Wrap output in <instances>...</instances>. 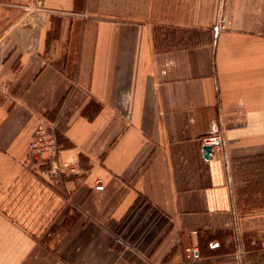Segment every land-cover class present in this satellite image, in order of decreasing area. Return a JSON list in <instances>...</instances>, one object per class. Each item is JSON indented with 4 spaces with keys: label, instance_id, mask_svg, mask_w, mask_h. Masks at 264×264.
I'll return each mask as SVG.
<instances>
[{
    "label": "crops",
    "instance_id": "crops-1",
    "mask_svg": "<svg viewBox=\"0 0 264 264\" xmlns=\"http://www.w3.org/2000/svg\"><path fill=\"white\" fill-rule=\"evenodd\" d=\"M31 1L0 0V264H264V0ZM40 120L77 173L34 165ZM136 201L146 251L117 240Z\"/></svg>",
    "mask_w": 264,
    "mask_h": 264
},
{
    "label": "built area",
    "instance_id": "built-area-1",
    "mask_svg": "<svg viewBox=\"0 0 264 264\" xmlns=\"http://www.w3.org/2000/svg\"><path fill=\"white\" fill-rule=\"evenodd\" d=\"M15 4L24 8H31L35 2L31 0H15ZM208 137L206 142L214 145L221 138L220 126L217 121H212L209 126ZM28 154L34 161V165L46 167L47 173L53 175L59 171L77 173L79 165L72 161L65 165L59 162V150L56 138L53 134L52 126L44 120H40L35 127L33 136L27 143ZM95 189H102L103 184L99 178L94 180ZM261 250L264 253V232L259 238Z\"/></svg>",
    "mask_w": 264,
    "mask_h": 264
},
{
    "label": "trees",
    "instance_id": "trees-1",
    "mask_svg": "<svg viewBox=\"0 0 264 264\" xmlns=\"http://www.w3.org/2000/svg\"><path fill=\"white\" fill-rule=\"evenodd\" d=\"M137 203L136 201L134 205ZM144 204L145 206L143 209H141L135 219L132 220L129 227H127L124 238H127L129 242L138 245L140 249L146 251L160 240L165 230L166 221L159 211L151 207L148 203ZM134 205H132L126 213L121 227L122 229L124 227L126 228V223H128L131 219L130 217L133 216V210H135ZM132 211L133 213H131ZM147 211H150V213H146Z\"/></svg>",
    "mask_w": 264,
    "mask_h": 264
},
{
    "label": "rangeland",
    "instance_id": "rangeland-1",
    "mask_svg": "<svg viewBox=\"0 0 264 264\" xmlns=\"http://www.w3.org/2000/svg\"><path fill=\"white\" fill-rule=\"evenodd\" d=\"M183 1H185V3H186V0H183ZM215 1L216 0H207V5H208L207 10H208V12L205 15H203L201 13L196 14V12H195L197 10L196 7L194 6V5H197L196 4V0H187V2H189V4H190V7L188 9H189V12H190L189 13V17H190L191 23H192V21L195 20V17H199L198 20H200L202 22H204L203 21L204 17L206 19L205 22H209L210 20H212L214 14L211 13V12L209 13V10H210L209 5H210V3H212V6H213ZM176 2H177L176 3L177 5H180V6H176V9L181 10L182 6H183L182 3H180L181 0H176ZM183 16H185V17H183ZM183 18H186V15H182V12H180L179 14H176V25H175V28L173 30L175 39L176 38L177 39H183V38L186 39V37L188 38V36L191 37L192 40L194 39L193 40L194 42L197 41V40L205 39V38L208 39L209 36L207 34L204 35L203 33H200V32H191L190 33L187 30H185L184 27H181L180 26L181 22H178V21H185V19H183ZM218 21L221 22L222 19L220 18ZM185 22H187V21H185ZM196 23H198V22H196ZM8 198H10V197L7 196L6 192L0 191V200L3 199V201L6 202L7 201L6 199H8ZM2 206H3V208H7L6 205H2ZM144 206H145V204H144L143 201H138V203L136 205H134V209L135 210H133L134 211L133 216L130 217L131 219H130V221L128 223H126V225L124 224L126 226L125 231L127 230V227H129V225L132 222V220L135 219L137 214L141 211V209H143ZM133 211L131 213H133ZM146 213H150V211L149 212L147 211ZM123 222L124 221H122L119 225H117V231H118L117 240H118V242H120L122 244L123 243L126 244L128 239L127 238L124 239V237H123V235L121 234V231H120ZM149 253L150 252L148 251V253H145V254L148 256ZM175 257L177 258L176 255H175Z\"/></svg>",
    "mask_w": 264,
    "mask_h": 264
},
{
    "label": "water",
    "instance_id": "water-1",
    "mask_svg": "<svg viewBox=\"0 0 264 264\" xmlns=\"http://www.w3.org/2000/svg\"><path fill=\"white\" fill-rule=\"evenodd\" d=\"M202 150H203V157L207 159L212 151V144L209 143L203 144Z\"/></svg>",
    "mask_w": 264,
    "mask_h": 264
}]
</instances>
